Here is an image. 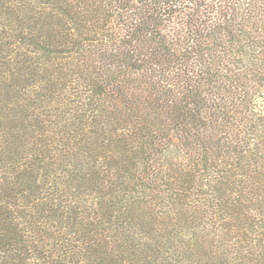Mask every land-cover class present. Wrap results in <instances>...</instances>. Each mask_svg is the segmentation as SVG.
Segmentation results:
<instances>
[{"label":"trees","instance_id":"1","mask_svg":"<svg viewBox=\"0 0 264 264\" xmlns=\"http://www.w3.org/2000/svg\"><path fill=\"white\" fill-rule=\"evenodd\" d=\"M0 264H264V0H0Z\"/></svg>","mask_w":264,"mask_h":264}]
</instances>
